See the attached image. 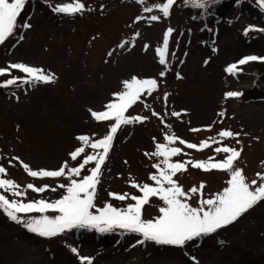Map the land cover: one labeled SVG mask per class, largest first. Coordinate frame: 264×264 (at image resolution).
I'll use <instances>...</instances> for the list:
<instances>
[{
  "label": "rangeland",
  "instance_id": "1",
  "mask_svg": "<svg viewBox=\"0 0 264 264\" xmlns=\"http://www.w3.org/2000/svg\"><path fill=\"white\" fill-rule=\"evenodd\" d=\"M80 2L83 10L65 14L54 8L75 0H26L17 22L31 27H17L0 44V68L24 63L55 77L51 82L18 81L0 87V166L6 170L0 178L13 180L25 195L17 197L6 189H0V194L25 203L51 202L66 194V187L59 185L89 175L95 161L79 177H33L23 165L33 171H54L65 163L67 168L77 167L85 156L102 151L90 144L106 136L115 120L98 121L91 112L105 111L116 100L114 94L125 90L123 81L134 76L154 78L158 86L151 94L143 93L125 112L126 117L146 119L123 124L115 133L96 187V208L106 203L126 208L135 203L130 197L142 193L133 182L155 186L150 177L159 170L154 165H164L163 157L153 153L161 143L181 149L171 162L223 160L228 154L216 153L215 148H235L240 156L234 167L243 170L248 182L264 183L257 175L264 174V78L259 85L254 83L264 73V62L251 61L236 74L226 72L244 56H264V31L245 34L249 26L264 28V8L258 0H204L199 7V0H174L167 17L154 7L151 12L144 10L166 0ZM152 15L160 19L151 21ZM169 27L173 32L167 64L161 65L156 50ZM26 76L10 69L0 75V83ZM229 91L242 95L226 97ZM224 130L239 135L221 138ZM82 135L90 138L88 144L78 139ZM169 135L197 145L210 137L216 142L210 140L202 150L189 149L179 140L168 142ZM80 147L85 151L73 160L70 154ZM173 178L186 192L204 185L188 201L197 206L201 198L208 199L228 186L230 171H205L188 164ZM28 184L49 187L37 193L27 189ZM110 193H127L129 198L121 201ZM163 206L158 196L151 197L142 218L158 217ZM40 215L18 214L24 221ZM143 239L139 233L120 228L107 232L72 228L43 237L0 209V264H86L81 257L91 258V264H196L192 257L199 264H264V200L234 223L182 247L151 240L138 243Z\"/></svg>",
  "mask_w": 264,
  "mask_h": 264
},
{
  "label": "snow or ice",
  "instance_id": "2",
  "mask_svg": "<svg viewBox=\"0 0 264 264\" xmlns=\"http://www.w3.org/2000/svg\"><path fill=\"white\" fill-rule=\"evenodd\" d=\"M143 2V0H141ZM204 0H199L196 6H203ZM174 0H166L164 3L154 4L152 7H146V12H151L154 8L159 9L164 17L169 16L170 8ZM259 5L264 8V0H258ZM26 0H0V44L6 42L15 34L17 27L30 28L31 24L25 22L23 25H18V17H20L25 8ZM85 5L80 0H75V3H65L57 5L54 11L65 14L78 13L83 10ZM137 19H141L137 17ZM151 21L160 19L157 15H152L149 18ZM251 30L264 31V28L254 29V26H249L245 29V34ZM173 29L169 27L164 34L163 44L157 48L159 63L167 64L169 37ZM23 39V37H20ZM123 46V45H121ZM251 61L264 62V56L249 55L244 56L237 62L230 64L226 68L229 74H236L243 69L241 66L248 64ZM207 63V61H206ZM10 69H19L27 74L26 78L12 77L0 83V87L15 85L18 81L23 83L35 82H51L55 79L54 74H47L45 70L39 67H32L24 63L10 64L8 68H0V75L10 72ZM166 73L161 72L163 77ZM124 91L114 94L116 100L106 105L105 111H92V116L98 121H107L114 119L109 133L102 139L95 140L90 144L92 149H102L96 154L85 156L83 162L77 167L67 168V164L61 166L58 170H38L33 171L27 164L23 167L33 177H61L73 175L79 177L81 170L92 161H95V167L91 168L90 174L83 176L81 179H71L70 183L65 186L59 185L60 188L66 187V194L60 199L47 201L44 199L30 201L25 203L22 199L9 200L5 195L0 194V209H3L7 215L17 222L24 223V226L31 232L37 233L43 237H53L65 230L72 228H95L100 232L111 231L114 228L124 229L129 232L139 233L143 236V240L138 243H144V240L155 241L159 244L184 246L187 242L195 240L197 237L205 236L217 232L235 221H237L244 213L253 208L258 202L264 200V183L257 185L256 180L248 182L243 170L234 167V162L239 158L240 151L228 146L215 148L216 153H226L225 159L216 161L214 157H209L207 161H185L171 162L170 158L178 155L181 152L180 148L169 147L168 144L161 143L157 145V150L153 155L163 157V165L156 164L157 174L151 175L150 179L155 182V186L150 184H137L133 182V186L139 188L142 195H133L131 200L135 203L129 204L126 208L114 207L111 203H106L102 208H96L94 199L96 195V187L99 183L101 168L107 159L113 138L117 130L123 124H129L133 121H141L146 117H126L125 112L135 104L141 95L145 92H151L158 86L157 80L139 79L132 77L130 80L123 81ZM242 95L239 92L229 91L225 94L226 97H238ZM91 111V110H90ZM156 114V113H154ZM172 115L179 116L180 113L173 112ZM223 115V113H221ZM198 131V129H192ZM239 135L228 130L221 131V138ZM79 140L85 144L89 143L88 136H80ZM168 142L179 140L181 144H186L189 149H204L209 147V141L213 138L200 142L199 145L188 143L180 140L179 137L169 135L166 137ZM85 151L84 147L77 148L72 152L71 158L76 160L81 153ZM18 159V158H17ZM191 164L195 168L208 170H228L230 171V179L228 186L222 192L216 195L198 201L197 206H193L188 201L191 195L202 192L203 184L197 187H192L187 192L178 184L173 177L183 170H186L187 165ZM67 168V173L65 169ZM4 167L0 166V174L5 173ZM262 180L264 174L257 173ZM27 189H32L37 193H42L48 189V185L36 187L33 184H28ZM0 189L11 191L14 196L23 197L24 192L19 191L17 185L11 179L0 178ZM53 191L55 189H52ZM115 199L121 201L129 198V194L110 193ZM158 196L164 206L159 208L160 215L154 219L145 220L143 216V208L149 203L151 197ZM96 208L94 212L93 209ZM49 210L55 211L58 214L55 216L45 215ZM38 212L41 215L38 217H30L24 221L18 216L20 213ZM76 252V249H72ZM196 264L195 257H192ZM82 262L91 264V258L81 257Z\"/></svg>",
  "mask_w": 264,
  "mask_h": 264
},
{
  "label": "trees",
  "instance_id": "3",
  "mask_svg": "<svg viewBox=\"0 0 264 264\" xmlns=\"http://www.w3.org/2000/svg\"><path fill=\"white\" fill-rule=\"evenodd\" d=\"M263 78H264V73L259 74V75L257 76V79L255 80L254 83H256V84L259 85V83H262ZM260 81H261V82H260Z\"/></svg>",
  "mask_w": 264,
  "mask_h": 264
}]
</instances>
